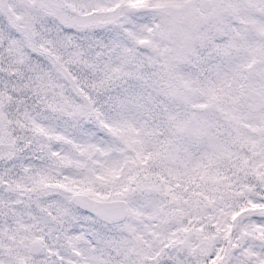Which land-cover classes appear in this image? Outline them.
Wrapping results in <instances>:
<instances>
[{"label":"snow or ice","instance_id":"1","mask_svg":"<svg viewBox=\"0 0 264 264\" xmlns=\"http://www.w3.org/2000/svg\"><path fill=\"white\" fill-rule=\"evenodd\" d=\"M0 264H264V0H0Z\"/></svg>","mask_w":264,"mask_h":264}]
</instances>
